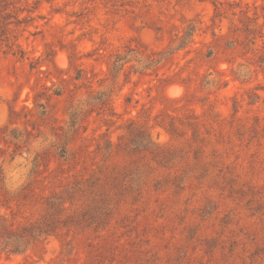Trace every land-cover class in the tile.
I'll return each instance as SVG.
<instances>
[{
  "label": "rangeland",
  "instance_id": "1",
  "mask_svg": "<svg viewBox=\"0 0 264 264\" xmlns=\"http://www.w3.org/2000/svg\"><path fill=\"white\" fill-rule=\"evenodd\" d=\"M9 11L0 215L39 220L57 195L91 225L0 249V264H264V0H14ZM191 22L192 41L146 68ZM142 127L183 157L127 153Z\"/></svg>",
  "mask_w": 264,
  "mask_h": 264
},
{
  "label": "trees",
  "instance_id": "2",
  "mask_svg": "<svg viewBox=\"0 0 264 264\" xmlns=\"http://www.w3.org/2000/svg\"><path fill=\"white\" fill-rule=\"evenodd\" d=\"M13 5L14 0H0V41L2 40L1 36L6 34V31L9 29L8 26L11 24V21L9 20L14 16L12 12L9 11V8ZM196 31L197 25L194 22H191L186 28L184 35L181 37L177 46L171 48L169 51H165L159 58L154 57L150 59L149 57L150 60L148 59V65L146 68L153 64H159L162 60L167 59V56L172 55L176 50L185 47L192 41ZM214 35L216 34L214 33ZM9 47H11V45H9ZM153 55L156 54L154 53ZM116 58L117 59L114 63L115 69L118 67L119 62L124 59L120 55H117ZM107 100L108 98L104 99L99 97L97 103L106 104ZM76 123L77 120L74 117L72 126H75ZM159 125L165 127L172 134L178 133L179 131L178 126L174 122H171L169 127L165 126L164 122H159ZM197 133L198 130L195 131L194 138L197 137ZM129 144V148L125 150L127 153L141 155L149 152L158 165H164V163L168 164L174 159H180L183 157V154H180L181 151L177 152L172 150L171 152L167 149H162L164 147L156 143L153 140L150 131L144 127L131 130ZM54 199H56V201ZM67 203L72 204V198L64 199L61 196L52 195L49 201L46 202L45 213L41 219L21 224L19 227H15L6 216L0 215V249L10 253H24L39 241L57 234L62 228L75 227L83 231L85 230L84 228L89 227L91 224L83 226L84 222L81 218L82 216L77 214H66V211L69 208V206H66ZM105 225L106 224H103V226Z\"/></svg>",
  "mask_w": 264,
  "mask_h": 264
}]
</instances>
